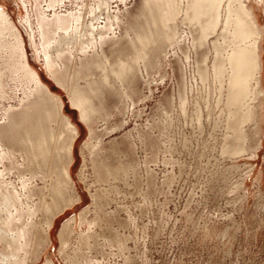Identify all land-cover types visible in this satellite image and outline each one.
<instances>
[{
    "label": "bare ground",
    "instance_id": "obj_1",
    "mask_svg": "<svg viewBox=\"0 0 264 264\" xmlns=\"http://www.w3.org/2000/svg\"><path fill=\"white\" fill-rule=\"evenodd\" d=\"M65 1L34 0L36 34L30 41L88 125L91 141L83 143L80 172L89 163L96 187L91 205L63 220L58 253L64 264H109L107 254L130 259L125 251L131 236L124 229L133 220L110 208V194L123 191L117 183L127 185L135 168L115 145L105 149L94 124L127 112L138 75L164 61L167 46L188 41L198 75L205 79L211 70L224 97L233 134L222 149L236 153L253 146L243 141L264 129V25L257 12L264 0H142L128 21L126 8L109 10L110 0H69L74 7L57 11ZM25 21L32 30L29 14ZM9 81L21 94L5 104ZM78 131L61 97L28 62L22 37L0 6V264H35L54 243L56 218L79 203L71 174ZM43 264L56 261L46 256Z\"/></svg>",
    "mask_w": 264,
    "mask_h": 264
},
{
    "label": "rangeland",
    "instance_id": "obj_2",
    "mask_svg": "<svg viewBox=\"0 0 264 264\" xmlns=\"http://www.w3.org/2000/svg\"><path fill=\"white\" fill-rule=\"evenodd\" d=\"M141 1L125 0L124 6L119 0H110L109 10L126 8L127 21L133 20L131 14L134 16ZM0 6L7 10L22 37L28 62L50 91L61 97L64 113L79 130L71 174L81 199L56 218L54 243L46 248L50 252L45 249L35 261L43 264L46 256H53L56 264H64L58 253L60 226L67 217L91 205L90 191L96 187L89 163L80 172L87 155L83 143L91 141L89 129L65 88L35 56L30 41L33 32L36 34L34 0H0ZM72 7L74 3L66 0L56 9L64 12ZM257 12L264 25V1ZM28 14L32 30L25 21ZM119 33L122 31L116 28ZM189 46L188 41L167 46L166 59L138 75L132 107L94 124L96 132L103 135L105 149L115 145L122 153L120 158L135 168L134 174L128 175V186L119 182L123 191L110 194L114 197L110 208L118 209L121 219L130 215L133 220L124 229L131 236L125 251L130 259L107 254L109 264H264V129L243 141L253 145L247 150L235 153L222 149L225 137L232 141L233 134L228 110L222 104L224 97L211 70L205 79L200 78L196 55ZM79 83L83 85L84 79ZM13 84L9 81L11 98L5 104L16 102L21 94ZM122 121V127L117 128ZM246 127L248 124L243 123L242 128Z\"/></svg>",
    "mask_w": 264,
    "mask_h": 264
}]
</instances>
